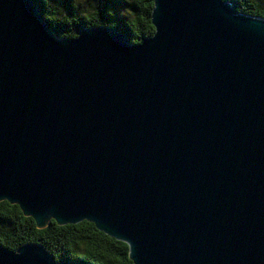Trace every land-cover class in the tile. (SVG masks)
<instances>
[{
  "label": "water",
  "instance_id": "95a60500",
  "mask_svg": "<svg viewBox=\"0 0 264 264\" xmlns=\"http://www.w3.org/2000/svg\"><path fill=\"white\" fill-rule=\"evenodd\" d=\"M154 34L61 38L0 0V201L94 222L135 264H264V17L154 0ZM0 264H58L39 243Z\"/></svg>",
  "mask_w": 264,
  "mask_h": 264
},
{
  "label": "trees",
  "instance_id": "16d2710c",
  "mask_svg": "<svg viewBox=\"0 0 264 264\" xmlns=\"http://www.w3.org/2000/svg\"><path fill=\"white\" fill-rule=\"evenodd\" d=\"M236 12L264 17V0H226ZM49 29L73 39L84 27L109 26L127 35L131 43L151 37L154 0H35ZM39 243L58 264H135L129 245L99 230L94 222L58 224L52 219L39 228L18 204L0 201V245L18 250Z\"/></svg>",
  "mask_w": 264,
  "mask_h": 264
},
{
  "label": "rangeland",
  "instance_id": "374dc122",
  "mask_svg": "<svg viewBox=\"0 0 264 264\" xmlns=\"http://www.w3.org/2000/svg\"><path fill=\"white\" fill-rule=\"evenodd\" d=\"M75 1L80 2V3L83 4V1H84V0H75ZM90 3H91V0H89V4H90Z\"/></svg>",
  "mask_w": 264,
  "mask_h": 264
}]
</instances>
